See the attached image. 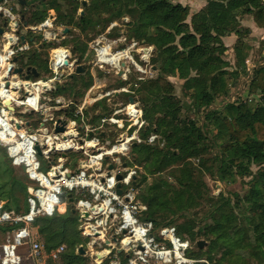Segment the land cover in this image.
Wrapping results in <instances>:
<instances>
[{"label":"rangeland","instance_id":"1","mask_svg":"<svg viewBox=\"0 0 264 264\" xmlns=\"http://www.w3.org/2000/svg\"><path fill=\"white\" fill-rule=\"evenodd\" d=\"M22 1L24 5H21L19 0L10 1L14 15L16 14L20 19V40L21 37L25 40L23 43L19 40L20 46L26 47L22 53L15 57L16 65L25 69H35L43 76L41 80L48 81L55 76L49 69L52 51L63 48L70 52L69 61L76 66L60 71L56 77L60 82L47 84L44 95L53 101L52 106L57 99L71 104L70 112L71 110L76 111V105L81 106L85 102L84 116L88 127H98L102 119L108 120L113 117L122 120V129H118L117 126H105L98 138H100L102 146L106 142L109 143L108 148L117 145L119 143L117 140L122 135L134 138L129 144V150L119 154L116 158L121 163L118 167L120 173L123 176L130 175L129 186H122L121 188L133 196L130 205L138 206L135 211V218L138 223L140 225H152L150 234L154 240L146 255H134L132 245L128 249H122L118 240L124 239L127 235L119 230L121 208L116 204L111 206L116 210L113 218H106L104 214L97 216L94 220L86 221L87 218L81 217L83 212L76 208V205L79 201L93 203L97 190L95 194H91L90 189L77 188L69 192L68 189L63 188L61 201L66 204V213L44 218H50L48 226L57 233L59 231L60 234L57 235L60 241L70 239V231L74 227L79 241L72 245V248L65 242H62L61 245L66 247V253L73 250L80 258L71 263L68 255H62L63 251L61 257L59 256L56 260H52L47 255L43 264H176L174 257L173 259L168 257L169 262L165 261L166 258L163 254L173 251L174 247H172L168 236H161L164 229H167L171 236L179 241L177 243L184 245L180 252L187 263L182 264H264V242L258 241L251 232V221L255 213L251 212V204L247 201L253 196L250 190L251 185L258 171L264 168V161L262 166L248 164L244 176L237 174L239 171L234 169L232 178L227 173V181L223 182L219 180L215 169L217 161L213 160L219 149L211 147L206 158L208 161L204 162L203 165L202 161L189 159L181 165L161 171L164 156L167 158L170 153L185 156V151L181 152L177 146V141H175V137L180 138L178 131L164 129L163 133L158 134L148 131L146 128L148 124L146 118L154 116L152 118L154 120L160 117V112H162L160 105L157 108L153 106L159 101L145 91L149 81L157 78L158 72L153 60L148 65L141 61L138 56L137 50L148 46L141 41L140 44L137 43L138 40L132 33L133 19L126 15L125 2L112 0V5H109V0L107 2L102 0L100 2L101 7L94 10L92 16L87 17L85 8L88 6V0ZM83 1L86 2L85 5H83ZM171 1L189 7L188 23L191 16L207 4V0ZM42 3L47 4L45 19L38 24L26 23V21H30L32 14L40 9ZM119 11L122 13L121 17L113 18L112 15ZM81 16L83 18L79 20ZM243 18L250 21L252 16H244ZM4 21L5 18L0 19V25ZM46 22L47 24H45ZM42 24L45 25L42 26ZM251 35L243 42L249 48L246 57L248 68H245V72L241 73L238 80L232 85L226 99L216 102V107L232 103L239 97H249L246 86L253 68L264 67V32H255ZM234 42L235 38L227 41L233 46ZM101 43L110 46L113 52H128L127 50L132 43H135L134 50H130V52L138 67L126 66L123 62L118 68L112 67L110 64H100L97 61L94 48ZM233 46L225 54L226 61L231 65L229 71L237 69ZM78 67L82 69L79 72L77 71ZM26 75L28 77L26 79L30 82L40 79L35 78L31 72L26 73ZM21 80L23 79L21 78ZM171 81L175 85L173 95L178 101L180 100L182 105L178 115L180 121H194L199 127L203 128L204 126L203 131L207 135L211 131H214L215 134L212 127H206L208 112H203L204 114L201 111L196 112L190 99L184 98L182 95V82L177 79ZM233 81L231 80V82ZM22 96H24L23 93ZM256 99L260 100L258 97ZM129 106H132L131 111L127 110ZM21 110L24 111V123L27 122L30 126H36L40 116L38 114L32 116L24 107ZM64 112L65 110H58L54 114L56 113L55 116L57 117H62ZM117 112L119 113L115 115ZM128 112H135L136 114L139 112L138 122L140 126L130 127L132 124L126 115ZM101 134L105 136L106 141L101 138ZM136 145L144 146L142 148L144 152L137 153L134 151L133 147ZM6 149V145L0 144V202L3 205L8 204L9 210L24 213L27 211L28 189L32 188L34 184L26 180L24 167L12 165ZM54 156L55 162L62 158L60 154ZM66 156L67 159H64L67 161L64 162V167L70 172L78 169L77 163L84 158L80 151L69 152ZM112 163V158L105 159L102 168L99 167L100 171H98L99 168L97 171L108 176L107 171H109ZM41 167L42 171H49L44 161ZM188 184L199 185L202 189L201 193L197 194L193 192L194 190L190 191L186 187ZM157 188L161 189L160 196L162 198L159 206L155 207L154 219L157 221L155 224L147 219L146 201L151 198L153 191L157 193ZM221 196L229 199L228 205L219 207L222 202ZM107 199L105 195L102 196L101 201ZM69 214H72L76 221L72 224L67 223L66 230L63 232L65 234L62 235L63 233L60 232L61 221L58 218H63ZM96 221L102 222L98 230L104 231L105 240H109L110 244L98 240L95 236L88 237L84 234V230ZM34 222L30 228L32 238L42 245L43 238ZM0 227L6 228L7 232L11 231L5 226ZM5 234L0 229V243L4 241ZM199 242L204 243L202 248L198 247ZM102 251H106L107 255L100 260L97 258V254ZM20 264L33 263L24 260Z\"/></svg>","mask_w":264,"mask_h":264},{"label":"trees","instance_id":"2","mask_svg":"<svg viewBox=\"0 0 264 264\" xmlns=\"http://www.w3.org/2000/svg\"><path fill=\"white\" fill-rule=\"evenodd\" d=\"M126 15L133 19V35L139 42L146 46H153L154 53L151 57L154 61L158 76L149 81L147 91L159 102L153 106L162 107L160 117L154 116L147 119V130L158 134L164 129L175 130L180 133V138L175 137L177 146L185 156H177L170 153L164 156V164L161 168L181 165L189 159L208 161L207 156L211 147H217L219 152L213 157L217 161L215 167L220 181L226 182V174L232 178L233 170L239 171V175H246L248 164L262 166L264 161V67L253 68L247 84L249 97H239L232 103L216 107L219 100H225L232 89V85L238 80L241 73L245 72L246 57L249 48L244 40L251 35L248 28L240 25L244 16H252L255 25L264 29V0H207V4L197 13L191 16L188 23L189 7L181 4H173L171 0H123ZM102 0H88L85 8L87 17L92 16L94 10L101 7ZM107 2V0H106ZM112 5V0H109ZM47 4L42 3L40 9L33 13L28 24H38L46 17ZM122 13L116 12L113 18H120ZM125 16V17H127ZM83 16L79 18L81 20ZM25 22V21H24ZM234 34L237 40L233 46L236 70H230V64L225 59L227 48L222 39ZM240 69V70H239ZM38 78H43L41 73ZM172 79L182 82L181 92L184 98L190 99L196 112H208L206 127L215 130L208 135L194 121H180L178 115L181 111V102L174 97L175 85ZM231 80H234L231 82ZM260 98L257 100L256 98ZM204 114V113H203ZM153 127V128H152ZM208 130V128H206ZM145 135V134H144ZM144 146L133 147L137 153ZM27 178V177H26ZM28 180V178L26 179ZM193 192L200 194L199 185H186ZM25 188V187H24ZM251 199L246 198L251 204V212L255 213L251 221V232L264 242V168H261L253 179L251 185ZM161 189L157 193L152 192L151 198L146 201L147 219L157 224L155 207L160 204ZM215 199V198H214ZM220 206L229 204V199L221 196ZM16 202V200H15ZM17 203V202H16ZM4 209L9 210L8 204ZM60 232L66 230L67 223L76 221L72 214L63 218ZM50 218L38 217L34 225L38 227L42 236V246L46 255L61 245H72L79 241L78 235L72 227L71 238L60 241L57 234L48 223ZM7 233V229L0 227ZM63 233L62 235H64ZM64 254L70 257L71 263L80 257L73 250ZM61 257V255H60ZM60 259V258H59Z\"/></svg>","mask_w":264,"mask_h":264},{"label":"built area","instance_id":"3","mask_svg":"<svg viewBox=\"0 0 264 264\" xmlns=\"http://www.w3.org/2000/svg\"><path fill=\"white\" fill-rule=\"evenodd\" d=\"M10 1L14 0H3L0 3V19L5 18L4 23L2 22V25H0L3 29V33L0 35V144L6 145L7 154L13 166L25 168L26 177L34 186L28 189L27 211L24 213L6 210L3 203L0 202V226L11 229L5 234L4 241L0 243V264H20L24 260H29L33 264H43L47 255L43 246L33 240L30 228L38 216L52 217L66 213V204L61 201L63 188L68 189L69 192L77 188L90 189L91 194H95L97 190L93 203L79 201L76 205V208L80 211L90 215V218H87L86 221L94 220L97 216L104 214L106 218H113L116 210L111 206L118 205L121 208L119 212L121 221L119 230L126 233L125 239L132 241L128 248L132 245L136 256L146 255L154 242L150 234L152 225H140L135 218V211L138 206L130 205L133 196L121 188L122 186H129L130 175L123 176L120 173L118 167L121 163L116 159L119 154L129 150V144L134 138L124 136L122 142L117 145L108 148L109 143L106 142L102 146L98 136L103 132V128L105 126H117L118 129H122V120L113 117L108 120L102 119L98 127H88L84 116L85 102L81 106L76 105L77 110H71V112V104L64 103L59 99L54 102V106L51 105L53 101L45 97L46 87L42 85L47 86L49 83L60 82L56 78L60 71L71 68L68 64L71 55L67 49L61 48L68 55V58L56 52L59 48L52 51L49 59V69L54 73V78L48 81L38 79L35 82L26 79L27 68L18 67L14 62L15 57L22 53L26 47L20 46V19L16 14L14 15ZM45 24H42V26ZM36 29L38 28L36 27ZM8 37L16 38L17 41L11 42ZM6 45L9 46L8 49H5ZM135 46L136 44L132 43L127 50L128 52H113L110 46L101 43L94 50L100 64H110L112 67L118 68L123 62L126 66L137 68L138 65L130 52V50H134ZM153 51L154 49L151 46L137 50L140 60L148 65ZM61 58L62 61L60 62ZM18 69H22L21 73L16 72ZM14 77L19 80L18 82L30 84L29 88L31 89L27 90L24 85H21L19 90L14 88L13 84H17ZM22 93L24 96H22ZM23 107L32 116L37 114L40 116L36 126H30L27 122L24 123V111L21 110ZM58 110H65L62 117L55 116ZM54 112L56 113L54 114ZM118 113H115V115ZM138 114L139 112L137 113V121L129 113L126 114L132 124L130 127L139 125ZM57 125H63V133H55ZM17 128L20 130L18 131ZM21 131L23 132L21 133ZM104 137L103 135L101 138L106 141ZM41 139L43 140V147H40V153H38L36 148L39 146ZM92 147H95V149L92 150ZM76 151H80L84 158L77 163L78 169L70 172L65 169L64 162L67 161L65 160L67 159V153ZM112 151L116 153L108 154ZM56 154H60L62 157L58 162L54 161V155ZM108 158L113 159L111 165L113 168L107 171L110 172V175L106 176V174L98 172L97 169L102 168L104 160ZM43 161L49 171H42ZM50 172H52L53 177L49 175ZM55 172L58 173L55 174ZM118 175L122 177L120 182L116 180ZM118 183H120L121 195L116 193ZM105 195L108 199L101 201L102 196ZM105 204L107 205L103 212L95 215L91 213L92 208L101 207ZM61 206L63 207L61 208ZM101 225L102 222L96 221L94 224L89 225L88 229L94 232H102L105 237L104 231L98 230ZM168 233L167 229H164L161 236L167 237ZM106 241V244L111 243L109 240ZM172 247H174L173 244ZM64 249V246H60L51 251L49 253L50 258L52 260L58 259ZM159 255H162V253H159Z\"/></svg>","mask_w":264,"mask_h":264},{"label":"bare ground","instance_id":"4","mask_svg":"<svg viewBox=\"0 0 264 264\" xmlns=\"http://www.w3.org/2000/svg\"><path fill=\"white\" fill-rule=\"evenodd\" d=\"M8 45H6L5 46V49H8ZM57 53H59V54H61V55H63V56H65L66 58H68V55L64 52V50L63 49H58L57 51H56ZM62 57V56H61ZM65 60H67V59H65ZM62 61V58H61V60H60V62ZM68 64H70V66H71V68H74L76 65L74 64V63H71L70 61H68ZM14 79L17 81V84H19L20 86L21 85H24V88H26L27 90H30L31 88H29V85L30 84H28V83H26V82H18L19 80L16 78V77H14ZM13 86H14V84H13ZM43 87H46V85L44 84V85H42ZM11 96H13V95H11ZM9 102V101H8ZM7 102V103H8ZM131 109H132V106H129L128 107V111H131ZM129 113V112H128ZM129 115L135 120V121H137V114L134 112V113H129ZM137 123V122H136ZM17 130L19 131L20 129L19 128H17ZM21 130H23V129H21ZM23 131H21V133H22ZM111 153H116L115 151H112V152H109L108 154H111ZM58 172H55V174H57ZM51 177H53L52 176V172H50V174H49ZM81 205H83V204H81ZM106 205L107 204H105V205H103V206H101V207H97V208H92L91 209V213H93V215H95V214H99V213H101V212H103L104 210H105V207H106ZM63 206H61V208H62ZM92 219V218H91ZM90 220V219H89ZM89 228V227H88ZM88 228H86L85 230H84V233H85V235L86 236H88V237H91V236H95V237H97V239L98 240H100V241H103V242H105L106 240H105V237L103 236V233L102 232H94V231H91V230H89ZM168 239L169 240H171V242H172V244L174 245V250L173 251H171V252H166V253H164L163 255L165 256V258H166V262H169V260H168V257H171L172 259H173V257H174V259L176 260V264H182V263H185L186 261L182 258V256H181V252H180V250H181V248H183L184 247V245L183 244H181V243H177V240L176 239H174L173 238V236H171V234L170 233H168ZM107 242V241H106ZM120 247L122 248V249H128V246L132 243V241L130 240V239H122V240H120ZM102 253H103V255H104V257H106V255H107V252L106 251H102ZM172 261V260H171ZM171 263V262H170ZM187 263V262H186Z\"/></svg>","mask_w":264,"mask_h":264},{"label":"water","instance_id":"5","mask_svg":"<svg viewBox=\"0 0 264 264\" xmlns=\"http://www.w3.org/2000/svg\"><path fill=\"white\" fill-rule=\"evenodd\" d=\"M20 1V3H21V5H24V2L22 1V0H19ZM3 2V0H0V3H2ZM86 4V2H84L83 1V5H85ZM1 17V16H0ZM2 33H3V29L0 27V35H2ZM8 39H9V41H11V42H16L17 41V39L16 38H13V37H8ZM22 43L25 41L24 40V38L23 37H21V40H20ZM16 61V59H14V62ZM82 69H81V67H78L77 68V71L79 72V71H81ZM21 71H22V69H18L16 72L17 73H21ZM29 72H31L32 73V75L35 77V78H38V73H37V71L35 70V69H31V68H28L27 69V73H29ZM14 88H16V89H20V85L19 84H14V86H13ZM131 102H132V100H131ZM64 132V127H63V125H61V126H56V129H55V133H63ZM103 136V135H102ZM123 135L122 136H120L119 138H118V142H122V140H123ZM40 147L42 148L43 147V140L41 139L40 140V143H39V146L36 148L37 149V151H38V153H40ZM95 147H92V149H94ZM112 166H110L109 167V170H112ZM98 171H100V168L98 169ZM107 175L109 176L110 175V172H108L107 173ZM121 179H122V177L120 176V175H118L117 177H116V180L118 181V182H120L121 181ZM116 193L118 194V195H121L122 194V191H121V189H120V183H118L117 184V187H116ZM81 217L82 218H90V215L88 214V213H86V212H83L82 213V215H81ZM115 242L117 241V240H114ZM203 242H199L198 243V247L199 248H202L203 247ZM97 258L98 259H103L104 258V255H103V253L102 252H100V253H98L97 254Z\"/></svg>","mask_w":264,"mask_h":264},{"label":"crops","instance_id":"6","mask_svg":"<svg viewBox=\"0 0 264 264\" xmlns=\"http://www.w3.org/2000/svg\"><path fill=\"white\" fill-rule=\"evenodd\" d=\"M173 3V2H172ZM173 4H180V3H173ZM182 5V4H181ZM183 6V5H182ZM187 6V5H186ZM202 9V8H201ZM200 9V10H201ZM199 10V11H200ZM197 13V12H196ZM243 19V20H242ZM240 25L242 26V27H244V28H248L250 31H251V34L252 33H255V32H258V33H262V32H264V29H260V28H258L256 25H255V23H254V21H253V19L251 18V20L250 21H246L243 17L241 18V20H240ZM250 36H252V35H250ZM235 38V42H236V40H237V37L234 35V34H231V35H229V36H226V37H224L223 39H222V41H223V44L225 45V47L227 48V51H226V53L225 54H227L228 52H229V50H230V48L233 46V45H231L230 43H227V41H229V40H232V39H234ZM234 42V43H235ZM233 43V44H234ZM231 46H230V45ZM232 49V48H231ZM248 65H247V60H246V68H248L247 67ZM246 70V69H245Z\"/></svg>","mask_w":264,"mask_h":264}]
</instances>
